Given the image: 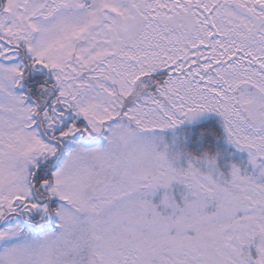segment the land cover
<instances>
[{
    "label": "snow or ice",
    "instance_id": "snow-or-ice-1",
    "mask_svg": "<svg viewBox=\"0 0 264 264\" xmlns=\"http://www.w3.org/2000/svg\"><path fill=\"white\" fill-rule=\"evenodd\" d=\"M0 264H264V0H0Z\"/></svg>",
    "mask_w": 264,
    "mask_h": 264
}]
</instances>
